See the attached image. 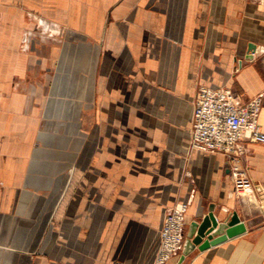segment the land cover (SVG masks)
Segmentation results:
<instances>
[{
  "label": "crops",
  "instance_id": "crops-1",
  "mask_svg": "<svg viewBox=\"0 0 264 264\" xmlns=\"http://www.w3.org/2000/svg\"><path fill=\"white\" fill-rule=\"evenodd\" d=\"M263 48L264 0H0V264H153L178 203L169 264H264V144L241 158L254 202L190 149L200 87L263 94L264 132ZM211 210L245 232L188 249Z\"/></svg>",
  "mask_w": 264,
  "mask_h": 264
},
{
  "label": "built area",
  "instance_id": "built-area-1",
  "mask_svg": "<svg viewBox=\"0 0 264 264\" xmlns=\"http://www.w3.org/2000/svg\"><path fill=\"white\" fill-rule=\"evenodd\" d=\"M51 30L50 25L43 32ZM33 38L28 32L23 36L26 46ZM264 52V48L261 49ZM254 54V53H253ZM237 64L235 72L241 67ZM263 94L241 104L231 88L200 87L193 100V114L190 127V149L222 154L230 158V172L237 196L254 202L255 184L248 171L242 166L245 141L264 144V132L259 126V113ZM188 205L178 203L168 209L160 231V246L153 264H169L184 243L186 212ZM114 264H124L117 262Z\"/></svg>",
  "mask_w": 264,
  "mask_h": 264
},
{
  "label": "water",
  "instance_id": "water-1",
  "mask_svg": "<svg viewBox=\"0 0 264 264\" xmlns=\"http://www.w3.org/2000/svg\"><path fill=\"white\" fill-rule=\"evenodd\" d=\"M255 49L254 45L249 46L248 57H253ZM222 230H225V232L222 233ZM243 232H245V226L237 213H233L229 220L222 224L218 222L211 210L201 220L190 224L187 234L188 249L200 246L199 249L201 250L212 243H218Z\"/></svg>",
  "mask_w": 264,
  "mask_h": 264
}]
</instances>
